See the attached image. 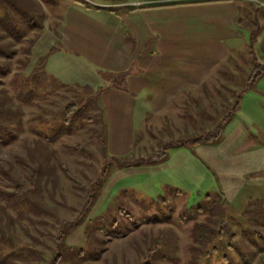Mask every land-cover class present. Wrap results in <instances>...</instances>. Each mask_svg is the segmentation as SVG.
<instances>
[{"label":"rangeland","instance_id":"rangeland-1","mask_svg":"<svg viewBox=\"0 0 264 264\" xmlns=\"http://www.w3.org/2000/svg\"><path fill=\"white\" fill-rule=\"evenodd\" d=\"M21 1L20 13L26 16L24 20L21 14L18 21L13 16L3 17L4 11L0 9V17L3 18L0 25L3 38L0 42L9 44L8 48L15 50L9 58V71L0 76V97L5 96L4 106L11 109L14 119L19 121V124L14 125L19 126L18 131L8 140L4 141L6 135L0 132V142H4L0 143V190L11 191L14 182L28 188L26 176L29 169L36 165L37 159H32L26 151L35 142L40 146L45 144L38 137L49 136H54L49 148L55 151L57 158L77 178L78 184L66 176L54 156L49 154L48 166L52 169L49 177L41 180V198L37 202L33 201L38 206L34 213L17 217L16 206H7V202L0 198V205L5 206V212L15 218L10 227L11 242L3 227H0V256L12 250V259L6 264H49L56 254L57 264H189V247L194 244L190 232L196 222L204 221V215H197L196 212V208L205 202L204 193L198 191L202 188L197 186L186 193L174 195L171 193L174 189H169L171 186H162L166 182L167 185H173V174L151 171V175H143L139 173L140 169L133 170L130 167L144 157L145 166L156 165L157 162H151L146 157L156 151L158 146L166 147L167 158L178 155L182 149L173 144L177 139L174 136L179 134V140L190 139L204 130H211L214 123L212 119L223 117L224 106L231 101L232 91L244 85L246 73L256 61H260L256 45L258 29L261 30L264 24V0H232L238 7L245 28H238V38L228 41L233 49L229 51V60L220 62L216 72L214 68L209 71L203 69V64H198L195 72L204 77L205 92L209 96L200 93L202 96L187 97L184 103L179 102L183 98H173L169 105H176L171 110L174 120L169 117L173 121H163L164 112L156 115L149 113L143 122L144 126L139 108L141 98H137V106L133 108L129 105L122 111H113L103 104L102 96H98L99 109L85 106L81 110V103L77 102V111L73 115L70 113L71 116L65 115L62 106L68 101L76 102L74 98L79 93L78 87L83 85L62 81L45 64L38 69L37 79L40 82L37 87L26 94L20 91L19 81L12 75L19 73L22 77L29 76L26 74L53 48L49 46L46 49L45 46L53 38L52 28L58 21L61 6L71 0ZM82 1L84 6L116 10L109 4L96 5L101 2L114 3V0ZM15 36H21V39L13 41ZM200 36L197 57L202 61L214 58L218 42L207 33L202 32ZM30 39L34 40L30 53L23 52ZM154 49L150 54V48H146L139 59L151 60L152 56H157ZM3 50L7 49L3 47ZM167 57H188V45L175 48ZM26 58L29 65L23 69L18 61L26 62ZM159 58H163V52ZM259 81L255 82L245 97L246 100H254L255 110L252 108L248 115H242L238 110L232 111L221 126L217 142L240 123L248 133L247 142L264 149V94L258 92ZM59 83L68 87H61ZM22 96H27V99L24 100ZM79 99L85 103V97L79 96ZM247 103L245 105L248 107ZM14 106L20 109L19 116L12 109ZM97 112L100 113L99 125L95 118ZM175 114L186 117V129L180 126ZM64 118L70 120L63 122ZM152 118L160 119L164 128H157L154 125L156 122L150 125L148 120ZM120 119L124 121H118ZM165 132L168 138L163 136ZM127 134L131 135L128 148L124 142ZM184 147L188 148L184 150L190 154L191 145ZM104 168L107 171L103 174V182L95 185ZM150 177H153L152 181L147 180ZM91 190L92 202L87 205L85 200ZM210 193L209 201L214 200L216 193H220L215 182ZM27 205L28 202L20 205L19 209ZM225 210L226 233L218 249L200 259L198 264H264V230L261 227L264 223V173L246 177L245 186L227 203ZM0 219L7 221L2 212ZM63 231L66 235L60 241L59 236ZM231 233L235 236L230 237ZM5 241L11 247L6 246ZM147 254L148 257L143 259ZM223 256L226 257L225 261Z\"/></svg>","mask_w":264,"mask_h":264},{"label":"crops","instance_id":"crops-1","mask_svg":"<svg viewBox=\"0 0 264 264\" xmlns=\"http://www.w3.org/2000/svg\"><path fill=\"white\" fill-rule=\"evenodd\" d=\"M232 2L114 0V3H96L114 6L116 10H112L96 6L84 8L74 0L65 1L52 28L53 38L45 46L46 49L49 46L54 48V54L47 57L45 67L48 66L53 75H59L64 82L91 88L103 87L99 96H102L103 104L113 111H122L129 105L133 108L137 106V98H141L142 123L148 118L147 114L156 115L159 112H164L163 121L170 120L169 117L174 120L171 110L176 105L169 106L173 98H183L179 102L184 103L187 97L202 96L200 93L209 96L205 92L204 77L195 74L197 65L203 64V69L208 71L214 68L216 72L218 64L228 61L229 51L233 50L228 41L238 38V28H245L238 7ZM258 31L256 49L260 62L264 63V24ZM202 32L218 42L214 58L205 61L196 55L197 41L201 40ZM185 44L188 45V57H167L170 51ZM146 48H150V54L155 48L157 56H152L151 60H140L139 55ZM161 52L163 58H159ZM136 55L138 57L135 58ZM122 72L125 73L123 87L107 85V73ZM259 79L258 92L264 94V74ZM247 93L235 109L242 115H248L252 108L253 111L256 108L254 100H246ZM246 103L252 106L247 107ZM229 105L230 102H227L224 112ZM175 116L180 126L186 129V117ZM124 119L118 121L123 122ZM148 122L150 125L156 122L154 125L160 130L164 128L160 119L152 118ZM178 135L174 137L178 138ZM163 136L168 138L167 133ZM124 137L128 148L131 135ZM247 138L248 133L238 123L218 142L191 146L190 154L184 150L188 149L184 147L188 145H179L178 149L182 150L174 157L168 156L156 165H132L130 168L140 169L139 173L143 175H151V171L173 174V185L168 181L169 185L166 182L162 186H171L170 190L176 189L179 193H186L197 186L202 188L199 192L210 193L215 182L228 203L243 189L246 177L264 173V149L250 145ZM147 180L152 181L153 177Z\"/></svg>","mask_w":264,"mask_h":264},{"label":"trees","instance_id":"trees-1","mask_svg":"<svg viewBox=\"0 0 264 264\" xmlns=\"http://www.w3.org/2000/svg\"><path fill=\"white\" fill-rule=\"evenodd\" d=\"M74 1L78 3L79 5H82L84 8H91V6L89 5L84 6L85 3L82 0H74ZM21 5H22L21 0H0V9L4 11L3 17L7 16L11 18L13 16L14 19L18 21L20 18V14H21L20 13V10L22 7ZM21 15L24 20L26 16H24L23 14ZM22 18L20 19V21H22ZM2 21H3V18L0 17V25L2 24ZM8 31L10 30L8 29ZM1 34L2 33H0V39L3 38ZM19 39H21V36H15L12 40L18 41ZM33 41L34 40H31V39L28 40L27 42L29 43V45L27 46L26 49H22V51L30 53V49L33 45ZM3 47H5L7 50L4 51ZM8 47H9V44L6 45L4 42H0V57H2L0 58V76L4 75L5 73L9 71V58H10V55L15 52V50L8 48ZM52 51H53V48L50 51H48L49 52L48 54L46 53L41 57V61L36 63L34 67L32 68L33 70L29 71L26 74L29 76L22 77L19 73H14L12 75L14 78L18 79L19 81L18 87L20 91H24V94H26L28 90L31 91L32 89L37 87V84L40 82V79H37V75L39 74L38 69L40 67H43V64H45L47 57L50 55ZM24 60H26V62L18 61L20 66L23 69L26 68L27 65H29V60L27 58ZM246 74H247L246 77L243 78L244 85L239 86L236 90L232 91V99L230 101V105L228 106L224 114L222 115L223 117L218 120H215V118L212 119L214 123H213V127L211 130H204L200 132L197 136H194L190 139L179 140L181 138L179 137L173 141L174 142L173 144L174 145L176 144L175 146L177 145L178 146L179 145L194 146V145H199V144H208V143L217 141L222 124L225 122V120L228 117L231 116L232 111H234L237 108L242 96L245 93H247L255 85V82L264 74V63L260 61L259 62L256 61V64L253 65L252 68ZM106 76L107 77L105 80L107 82V85H111L112 87H120V88L124 86L125 73L123 72L122 73H107ZM58 85L61 87H68L64 83H59ZM78 89H79V93L76 96V98H74L76 102L68 101L62 106V112L65 115H70V113L71 115H73L77 111L76 109L77 102L81 103V106H80L81 110L84 109L85 106H91L93 108L95 107L99 109V103H98L97 98L99 96L100 91L103 89V87L91 88L87 85H83L80 88L78 87ZM79 96L81 98L85 97L84 104L81 102L80 99L78 100ZM4 97L5 96L0 97V132H4V135H6L4 137L5 138L4 141H6L8 140V138H10L13 134H15L18 131L19 126L14 127V125L19 124L18 123L19 121L14 119L11 113L12 110L4 106L5 104ZM22 98L26 100L27 96H24V97L22 96ZM12 109L15 110V114L17 116L20 115L21 112L18 106H14ZM4 110L6 111L2 115V112ZM99 114H100L99 112L95 113L96 115L95 118H97L98 120L97 125L100 124ZM81 115L82 113L80 114V116ZM69 120L67 118H64L63 122L69 121ZM42 138L38 137L39 140L41 141L43 140V142L45 143L43 144V146H40L37 144V142H35L32 145V147L30 149H27L26 151L27 154L32 159H35V160L37 159L36 165L29 169V172L26 176L28 185H29L28 188L24 187V185L21 183L14 182L11 191L0 190V198L4 200L5 202H7L6 205L11 206L13 208H15L16 206L15 209L17 210V213H16L17 217H23V215L27 216L28 214L34 213L37 210L38 206H35V205H36V202L40 200L41 198V190H42L41 180L43 178L49 177L50 175L49 173L52 169L51 167L48 166L47 156L49 154H52L54 156V159L57 161L58 165L61 167L63 172L66 174V176L69 179H71L73 182L78 184L77 178L67 169L64 163L61 162L57 158L55 151L49 148L52 140L54 139V136L44 137L43 139ZM0 143H4V142L1 141ZM101 144L104 147L103 140H101ZM166 157H167L166 147L160 148V146H158L156 151L149 154L146 158L149 159L151 162L160 163V162H163L166 159ZM118 159L120 158L118 157ZM144 159L145 157L138 159L137 164L138 165L144 164ZM137 164H132V165L137 166ZM106 171L107 169L104 168L101 175L97 179L95 185H98L99 183L103 182L104 180L103 174H105ZM171 193H173L174 195H177L179 194V190H176V189L171 190ZM209 194L211 193L204 194V200L207 205L204 202V204L202 203L201 206H198L196 208L197 215H200V214L204 215V221L196 222L190 232L191 238L194 244H191L189 247V252H190L189 264H198L200 259H204L210 254L214 253L218 249V245L220 244L224 234L226 233L227 215H226L225 208H227V201L224 199V197L220 193H216V197H214V200L209 201V197H210ZM1 195H3V197H1ZM92 195H93V192L91 190L87 194V199L85 200V204L91 205ZM33 201H36V202L33 203ZM27 202H28L27 207L19 209L20 205L23 206ZM253 202L257 203V201H253ZM0 212H2L5 218H7V221L4 219L3 220L0 219V227H3L4 232L8 234L6 236L8 240L10 241V239L12 238L10 227L12 223L15 221V218H11L5 212V206L0 205ZM262 214H263L262 218L264 219V212H262ZM261 227H263L262 229L264 230V223L261 224ZM65 235H66V232L63 231V233L59 236L60 241L64 240ZM234 236L235 234L231 233L230 237H234ZM7 242L5 241L6 246L11 247L10 244ZM225 246L231 247L230 244H226ZM151 250H149V252ZM11 251L12 250H9L10 253L8 252L7 254H4V256H0V264H6V262L9 259H12ZM148 255L149 254H147V256H144L143 259L148 257ZM56 256L57 254L54 255V257H52L49 264H57L55 260ZM222 258L224 259V261L226 260V257L223 256Z\"/></svg>","mask_w":264,"mask_h":264}]
</instances>
